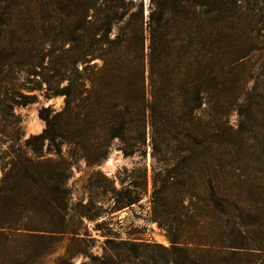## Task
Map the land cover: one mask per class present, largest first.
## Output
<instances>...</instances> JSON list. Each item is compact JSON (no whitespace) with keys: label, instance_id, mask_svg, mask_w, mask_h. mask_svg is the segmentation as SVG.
I'll return each instance as SVG.
<instances>
[{"label":"trees","instance_id":"trees-1","mask_svg":"<svg viewBox=\"0 0 264 264\" xmlns=\"http://www.w3.org/2000/svg\"><path fill=\"white\" fill-rule=\"evenodd\" d=\"M17 1L0 0V74L18 67L26 83L7 93L0 77L2 116L35 101L36 90L64 103L40 109L45 127L25 139L30 154L19 147L3 156L0 264H37L33 252L89 239L69 227L71 171L60 139L83 152L84 137L105 149L117 139L124 156H144L147 135L151 221L169 244L103 234L105 254L86 264H264V90L252 103L236 101L234 69L246 56L233 14L241 0ZM111 192L116 209L141 196Z\"/></svg>","mask_w":264,"mask_h":264},{"label":"rangeland","instance_id":"rangeland-1","mask_svg":"<svg viewBox=\"0 0 264 264\" xmlns=\"http://www.w3.org/2000/svg\"><path fill=\"white\" fill-rule=\"evenodd\" d=\"M142 1L147 6L148 0ZM145 9L147 13L148 10ZM233 14L235 15L234 22L239 27L236 36L241 46L238 51L246 54L234 69L235 91L238 95L236 101L247 104L258 100L256 93L264 90V0H241L234 8ZM0 77L5 81L2 85L9 87L7 93H11V87L20 89V85L26 83V75L18 67H4ZM245 92H249L251 97L245 99ZM34 93L35 101L26 105L12 104L5 118L0 111V176L1 168L6 161L3 157L5 154L19 147L30 154L29 150L24 147L25 139L41 133L45 127L44 120L39 116L40 109L46 107L54 113L63 107L62 95L49 96L44 89L36 90ZM261 104L264 105V101ZM261 111V116L264 117V107ZM255 113L256 111L253 110L248 115L253 117ZM256 116L259 117V113ZM261 116L260 119L264 121ZM13 121L15 123H12ZM238 121L239 116L236 110L230 111L229 123L236 128ZM68 141V139L59 140L61 157L70 162L71 176L67 185L70 190L72 208L68 215L69 227L80 231L85 228L89 239L84 244H76L69 249H65V242H63L54 252L49 250L44 253L41 250L33 252L32 259L36 260L37 264H86L88 255L102 256L105 254L103 234L118 236L120 239L135 237L138 240L155 241L167 246L169 241L164 231L151 221L150 193L154 162L150 155L148 135L144 156L138 154L124 156L117 148L119 144L117 139L110 141V146L105 149L92 148L87 138L84 137L83 141L87 145L85 152L76 150L75 145ZM99 142L107 143V140L101 137ZM46 144L47 142L44 143V149ZM103 150L108 152L106 157L92 164V160L97 157L95 155L101 154ZM74 151L76 155L73 154ZM80 153H87V156L81 157ZM49 156L56 158L50 153ZM112 188L128 189L131 195L140 194V200L116 209ZM80 214L83 215L81 224L79 223ZM93 214L98 215L93 219L87 218L88 215ZM96 223L100 224L99 230L94 228ZM16 250L21 253L22 246L18 245ZM24 263L20 260L15 264Z\"/></svg>","mask_w":264,"mask_h":264}]
</instances>
